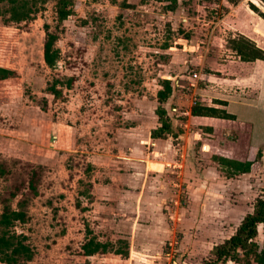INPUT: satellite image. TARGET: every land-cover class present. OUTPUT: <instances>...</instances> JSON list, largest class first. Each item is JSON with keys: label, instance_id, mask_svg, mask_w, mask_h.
<instances>
[{"label": "rangeland", "instance_id": "1", "mask_svg": "<svg viewBox=\"0 0 264 264\" xmlns=\"http://www.w3.org/2000/svg\"><path fill=\"white\" fill-rule=\"evenodd\" d=\"M56 2L47 0L33 20L21 25L5 26L0 16V65L15 73L0 81V214L10 192L17 191L9 203L26 210L27 217L13 228L34 251L25 264L88 261L79 252L93 236L126 250V241L134 237L128 232L132 225L147 219L130 204L141 190L162 194L158 205L164 229L150 240L151 259L203 264L210 248L234 233L252 211L262 191L264 84L260 93L252 90L251 104L230 107L244 120L242 126H221V144H233L232 159L251 160L250 172L229 177L216 171L214 183L187 188L184 164L146 175L144 141L160 125L156 95L162 80L170 79L173 90L163 104L173 127L167 136L177 148L190 141L188 183L210 177L209 167L218 169L212 150L200 152L204 142L216 137L195 123L189 135L180 113L201 103L190 78L196 71L216 73L208 61L223 62L233 54L231 36L241 34L264 45L258 35L264 37V18L250 4L264 12V1L177 0L170 10L171 0H74L73 13L59 30L60 60L51 68L43 60L44 24L55 27ZM53 83L62 91L58 97L49 90ZM206 84L205 78L198 82L199 88ZM173 106L179 111L173 112ZM39 167V190L28 194L29 172ZM193 193L200 199V214L189 223L186 209L192 208ZM258 239L264 240L261 226ZM170 243L172 257L166 255ZM104 259L113 264L116 258L97 255L91 261Z\"/></svg>", "mask_w": 264, "mask_h": 264}, {"label": "trees", "instance_id": "2", "mask_svg": "<svg viewBox=\"0 0 264 264\" xmlns=\"http://www.w3.org/2000/svg\"><path fill=\"white\" fill-rule=\"evenodd\" d=\"M229 1L238 2V0ZM46 2L47 0H0V16L3 24L5 26L21 25L33 20ZM171 4L168 8L175 10L177 0H171ZM250 4L251 8L264 18V12L259 10L254 3ZM73 5L74 0H57L55 4L57 14L55 27L52 29L50 24H44L43 60L48 67H55L60 60V49L57 46L59 30L63 29L61 27L63 26V21L73 13ZM228 42L232 50L242 61L264 60V48L257 45L250 38L239 34L237 36H231ZM14 74V70L0 66V80L10 78ZM57 82L60 81L57 80ZM57 84H50L49 90L58 97L62 91L57 87ZM72 84L73 79L69 78L67 80V86H71ZM162 86L156 95V99L159 102L156 113L160 125L152 130V137H166L173 130L167 109L163 105L173 90L171 80L163 79ZM191 112L194 115L234 118V115L228 113L226 109L206 106L201 103L193 104ZM214 158L224 167L226 174L230 177L250 172L253 164L251 160L240 161L222 156H215ZM39 169L41 168H34L29 172L26 185L28 194H36L39 190L41 176ZM10 194L8 203H5L0 214V225L2 226L0 233V262L6 264H25L33 258L34 251L31 245L26 242L27 237L23 234L16 233L13 227L17 223L24 222L27 213L24 209L12 208L9 200L16 196L17 191L10 192ZM260 226L264 231V185L260 195L254 201L252 211L245 214L234 233L213 246L209 252L210 259H205L203 264H223L228 260L237 264H264V240L258 239ZM111 244V242H103L93 236L88 238L81 246L79 254L92 255L97 252H111L113 248ZM113 250L122 257L127 256V253L123 249Z\"/></svg>", "mask_w": 264, "mask_h": 264}, {"label": "crops", "instance_id": "3", "mask_svg": "<svg viewBox=\"0 0 264 264\" xmlns=\"http://www.w3.org/2000/svg\"><path fill=\"white\" fill-rule=\"evenodd\" d=\"M262 18V17H260ZM255 32V31H254ZM256 33V32H255ZM261 33V31H260ZM264 34V30L262 32ZM258 34V33H256ZM260 37L264 38L262 35L258 34ZM258 45V44H257ZM262 48H264V45H259ZM232 55H229L226 59H223V62H219V60L214 59L208 61V65L211 66L210 68L214 72H200L201 78L199 80H202V78H205L206 81H208L209 84L205 85V88H199L198 82L195 86V90L199 92V94L202 96L201 98V104L206 106H213L216 108H222L226 109V111L230 114L234 115V118H224L219 116H207V115H194L192 114V106L189 105L186 107L185 111L180 114H185V117L182 118L183 126L187 129L186 133H190L192 131H196L195 125L193 123L197 124L201 127V129L210 136H214L216 138H213L210 140V142H204L202 144V148L200 152H202L203 155H206V152H211V158L213 159L212 162L218 166V169H214L212 171V168H208V176L205 180L202 179L199 184H197V181L194 183H188L187 181V162H188V152L189 149H187V145L189 146V142L185 141L184 143H177L179 148L174 147L176 144H170L169 136L166 137H152L150 134L149 139L144 141L145 147H146V175L149 176L148 172L150 170H169L170 168H175L176 165L179 167L184 164V176L183 182H186L187 188L191 187H207L209 183H214V181L217 180V177H212L213 174L216 171L224 172L226 174V171L224 170V167L215 160V156H222L225 158L232 159L231 156L234 154L235 147L231 142H225L224 144H221L220 137H221V126L230 128L233 124L236 126V124H240L239 126H242L245 122L243 119L240 118L238 115V112L233 111L230 107L232 104L237 103L240 104L242 107L247 106L251 104V92L252 90L256 89L258 90V93L261 92L262 86L264 84V60L257 59L255 61H242L239 56L235 54L234 51H232ZM206 62V61H205ZM259 66V68H255L253 66ZM3 66V65H0ZM5 67V66H3ZM259 73L255 76V74ZM260 78L259 83L257 82V78ZM8 79V78H7ZM191 82L194 81L193 77L191 76ZM5 80V79H4ZM3 81V80H0ZM262 83V84H261ZM191 84V83H190ZM211 95V99H210ZM255 98V97H254ZM168 102H166L167 104ZM176 108V111L173 110V112H178L179 108L173 106V109ZM238 126V125H237ZM157 126H154L156 128ZM183 127V128H184ZM189 128V129H188ZM191 131V132H190ZM1 134V133H0ZM188 134L183 133L185 138L188 136ZM189 134V135H190ZM168 135V134H167ZM182 136V134H180ZM136 141L138 142V138L136 137ZM188 139L191 140L189 137ZM187 142V145H186ZM147 143L149 144L147 146ZM152 146V147H151ZM151 148V149H150ZM181 148V149H180ZM230 148V149H229ZM233 148V149H232ZM179 149V150H178ZM175 153V158L171 159V154ZM180 154V155H179ZM179 156V158H178ZM159 157V159H158ZM240 160V159H237ZM241 161V160H240ZM243 161V160H242ZM154 163H157L155 165L156 169H152L151 165ZM161 165V168H160ZM180 175H182V171L180 170ZM227 175V174H226ZM228 176V175H227ZM230 177V176H229ZM185 185V183H183ZM190 184V185H189ZM110 185H106L105 187H109ZM136 190L132 191L135 193ZM165 195V193H163ZM134 196L132 199H130V204L137 205V212L140 216L146 217L144 223L142 222H136V224L132 225V230L128 231L131 232L132 235H134L132 241H126V250H124L125 253H127L126 257H122L120 254L114 252L113 249H119V248H112L111 252L102 253L97 252L92 255H84V257L88 258V261H74L70 264H111L106 263L105 259L102 260V263H95V261H91L92 258L101 256H114L116 259H112L109 261L114 262L113 264H151L154 262L155 264H159V262L154 261L151 259V249L152 245L150 244V240L153 239V236H155L156 233L160 234V228L164 229L163 223H160V220L163 219L162 216H164V212L161 210L162 205H158L159 202H161V196L160 193L154 194L153 191H144L141 190L140 192L137 191V194H133ZM196 194H192V208L189 210L186 209L187 215L189 218H186L189 220V223L195 222V219L200 214L198 210L197 204L200 203V199L198 200L196 198ZM196 198V199H195ZM204 202V201H203ZM128 203V202H127ZM203 205V203H201ZM205 204V203H204ZM138 205L139 208H138ZM136 212V207H135ZM185 212V211H184ZM212 216V215H207ZM139 226V227H138ZM219 243V242H217ZM216 243V244H217ZM195 246H199V242L196 241ZM214 246V245H213ZM213 246L210 248V250L213 248ZM209 250V252H210ZM88 262V263H87ZM105 262V263H104ZM227 262H232L231 260H228ZM177 264V263H175Z\"/></svg>", "mask_w": 264, "mask_h": 264}, {"label": "built area", "instance_id": "4", "mask_svg": "<svg viewBox=\"0 0 264 264\" xmlns=\"http://www.w3.org/2000/svg\"><path fill=\"white\" fill-rule=\"evenodd\" d=\"M200 72H201V71H196V72H194V73L192 74V77H193L194 81L191 82V85H192L193 87H195V86L197 85L198 80L201 78V76H200ZM173 110L176 111V108H174ZM169 246L171 247V249H170L169 251L166 252V255L172 257V256L174 255V251H173V243H170Z\"/></svg>", "mask_w": 264, "mask_h": 264}, {"label": "water", "instance_id": "5", "mask_svg": "<svg viewBox=\"0 0 264 264\" xmlns=\"http://www.w3.org/2000/svg\"><path fill=\"white\" fill-rule=\"evenodd\" d=\"M259 30H261V29H259ZM262 31V30H261ZM263 32V31H262Z\"/></svg>", "mask_w": 264, "mask_h": 264}]
</instances>
